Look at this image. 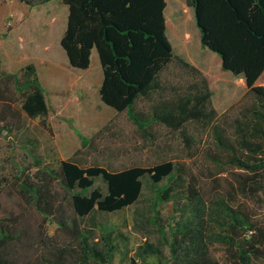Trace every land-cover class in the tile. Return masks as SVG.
Returning a JSON list of instances; mask_svg holds the SVG:
<instances>
[{"label":"trees","instance_id":"trees-1","mask_svg":"<svg viewBox=\"0 0 264 264\" xmlns=\"http://www.w3.org/2000/svg\"><path fill=\"white\" fill-rule=\"evenodd\" d=\"M30 6L52 0H21ZM69 7L61 45L73 68L87 70L96 49L103 71L100 86L101 100L118 112H126L143 134L152 141L154 123L170 130L180 131L188 141L185 125L195 120L209 129L212 143L202 156L212 165L215 173L226 167L242 170L238 182L242 188L264 190V0H191L201 32L202 44L220 56L218 72H232L244 77L255 101L246 106L239 116L231 119L229 126L219 123V113L213 105L214 90L209 78L195 64L176 55L167 30L168 0H59ZM178 58L183 67L201 75L199 81L172 96H166V85L161 75L167 66ZM158 95V96H155ZM21 105L17 107V98ZM17 99V100H16ZM151 101L142 108L140 101ZM31 117L49 112L44 87L34 74L21 82L9 74L0 80V134L8 122L19 120L21 113ZM23 114V113H22ZM84 147L92 138L81 134ZM194 141V138H193ZM177 170L173 160H163L153 165H132L110 169L100 164L84 166L75 159H64L57 170L49 175L70 196L75 215L86 216L96 210L116 212L136 203L144 189L143 178L149 176L154 184L171 178ZM239 172V171H237ZM100 178L106 191L96 186ZM191 181L198 182L195 176ZM190 182V181H189ZM32 201L48 219H55L59 227L79 233L73 215L66 216L60 202L48 183L37 186L25 184ZM188 200L180 207L179 217L170 225L167 237L170 255L161 257L159 246L148 242L140 247V256L125 264H256L264 258V217L246 203H237L234 194L216 193L210 199L200 186L188 185ZM168 187L158 189L153 222L160 223L157 209L168 200ZM57 218V219H56ZM160 225V224H159ZM164 234L165 229L160 225ZM107 252L89 243V234H80L82 248L73 244L63 246L56 236L47 245L49 264H114L118 245L112 230L102 225ZM79 235V234H78ZM12 238L11 229L0 226V264H18L1 251ZM224 248L219 257L214 247ZM148 253L159 258L149 261ZM142 257V259L140 258Z\"/></svg>","mask_w":264,"mask_h":264},{"label":"rangeland","instance_id":"rangeland-1","mask_svg":"<svg viewBox=\"0 0 264 264\" xmlns=\"http://www.w3.org/2000/svg\"><path fill=\"white\" fill-rule=\"evenodd\" d=\"M188 2L168 0L166 14L171 25L168 37L177 56L195 64L208 76L219 123L229 126L231 119L239 116L255 97L249 92L244 77L230 71L218 72L220 58L202 44L195 11ZM68 14V5L59 0L36 6L21 0H0V80L13 74L24 82L37 75L49 105V112L37 117L22 112L20 119L12 118L0 134V226L5 224L12 231L10 242L1 251H7V257L17 259L18 264H49L46 257L50 255L46 252L47 245L53 241L51 235L63 246L71 243L81 249L80 234L88 233L89 243L107 252L101 226L108 225L118 245L114 264L138 258L140 247L148 242L159 246L161 257L166 260L170 255L167 243L170 225L178 219L180 207L188 200L190 182L199 185L210 199L216 193L232 192L237 203H246L258 216L264 217V190L239 185L238 173L246 176V172L226 167L215 173L217 169L202 156L212 143L210 131L202 123L191 120L185 125L189 141L182 132L154 123L152 141L126 112H118L101 100L103 72L97 56L92 57L89 70L73 68L61 45ZM161 78L167 87L165 95L172 96L178 90L184 92L201 75L183 67L175 58ZM21 97L17 98V107L21 105ZM150 103L143 99L140 106L148 108ZM80 133L92 138L89 147L82 145ZM64 159L110 169L173 160L177 170L171 178L157 184L149 176L144 177L143 193L131 206L116 212L96 210L79 216L71 210L69 193L48 174L50 170H57ZM192 176L197 178V183L191 181ZM26 183L37 186L48 183L63 203L66 216L73 215L79 233L59 227L55 219L45 218L32 201ZM96 186L107 189L100 178ZM163 186L168 187V200L157 209L161 212L159 224L165 234L152 219L156 214L158 189ZM213 249L219 257H224V248L219 244ZM143 255L149 256L151 262L159 260L148 253ZM255 262L264 264V258ZM93 264L98 262L93 260Z\"/></svg>","mask_w":264,"mask_h":264},{"label":"crops","instance_id":"crops-1","mask_svg":"<svg viewBox=\"0 0 264 264\" xmlns=\"http://www.w3.org/2000/svg\"><path fill=\"white\" fill-rule=\"evenodd\" d=\"M189 2V4H190V1L191 0H188ZM190 6H191V4H190ZM168 7V6H167ZM192 7V6H191ZM193 8V7H192ZM194 9V8H193ZM166 11H167V8H166ZM195 11V10H194ZM166 17H167V14H166ZM168 19V18H167ZM168 31H169V29L167 30V34H168ZM200 35H201V32H200ZM174 46V45H173ZM175 50V49H174ZM94 54L97 56V58H98V60H99V56H98V52H97V50L95 49L94 51H93V53H92V57H94ZM219 58H220V56H218ZM99 62H100V60H99ZM102 68V67H101ZM87 70H89V69H87ZM85 71V70H84ZM103 72V71H102ZM232 73V72H231ZM103 74V73H102ZM102 78H103V75H102ZM102 78H101V82H102Z\"/></svg>","mask_w":264,"mask_h":264}]
</instances>
